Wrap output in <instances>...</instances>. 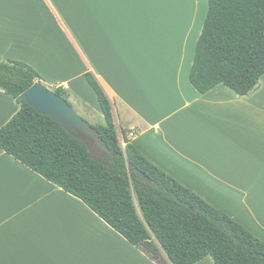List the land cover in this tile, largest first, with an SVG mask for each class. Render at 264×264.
Returning a JSON list of instances; mask_svg holds the SVG:
<instances>
[{
	"label": "crops",
	"instance_id": "crops-1",
	"mask_svg": "<svg viewBox=\"0 0 264 264\" xmlns=\"http://www.w3.org/2000/svg\"><path fill=\"white\" fill-rule=\"evenodd\" d=\"M208 0H0V60L32 66L264 241V75L240 95L191 83ZM0 89V128L18 112ZM0 264H158L81 199L0 148ZM195 264H215L207 256Z\"/></svg>",
	"mask_w": 264,
	"mask_h": 264
},
{
	"label": "trees",
	"instance_id": "trees-1",
	"mask_svg": "<svg viewBox=\"0 0 264 264\" xmlns=\"http://www.w3.org/2000/svg\"><path fill=\"white\" fill-rule=\"evenodd\" d=\"M264 75V0H208L190 73L206 93L224 84L249 95ZM102 121L91 125L108 151L95 150L21 99L42 76L29 64L0 60V87L20 109L0 128V148L89 208L158 264H264V241L183 185L146 156L121 130L105 87L87 70ZM54 91L70 104V91ZM72 105V104H71ZM124 144H123V143Z\"/></svg>",
	"mask_w": 264,
	"mask_h": 264
},
{
	"label": "water",
	"instance_id": "water-1",
	"mask_svg": "<svg viewBox=\"0 0 264 264\" xmlns=\"http://www.w3.org/2000/svg\"><path fill=\"white\" fill-rule=\"evenodd\" d=\"M21 99L28 102L39 113L50 116L71 135L85 143L94 158H97L95 150L102 152L109 150L98 130L83 118L66 99L47 88L42 82L37 81L31 85L22 93Z\"/></svg>",
	"mask_w": 264,
	"mask_h": 264
},
{
	"label": "rangeland",
	"instance_id": "rangeland-1",
	"mask_svg": "<svg viewBox=\"0 0 264 264\" xmlns=\"http://www.w3.org/2000/svg\"><path fill=\"white\" fill-rule=\"evenodd\" d=\"M43 78V77H42ZM47 88L50 90H54L56 86H51L47 83H45L44 79L42 82ZM72 106L75 108V110L87 121H89L92 124H96L102 121V118H100L95 112H93L91 109L87 108L84 104V101L79 99L76 95L71 94L69 98ZM18 103V102H17ZM19 104V103H18ZM20 105V104H19ZM123 143V142H122ZM124 144V143H123Z\"/></svg>",
	"mask_w": 264,
	"mask_h": 264
}]
</instances>
